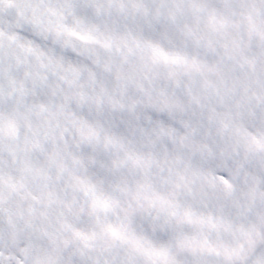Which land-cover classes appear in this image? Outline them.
<instances>
[{
	"label": "snow or ice",
	"instance_id": "snow-or-ice-1",
	"mask_svg": "<svg viewBox=\"0 0 264 264\" xmlns=\"http://www.w3.org/2000/svg\"><path fill=\"white\" fill-rule=\"evenodd\" d=\"M0 264H264V0H0Z\"/></svg>",
	"mask_w": 264,
	"mask_h": 264
}]
</instances>
